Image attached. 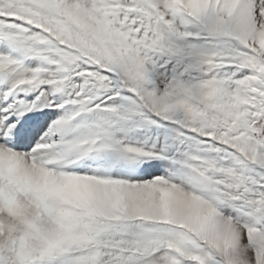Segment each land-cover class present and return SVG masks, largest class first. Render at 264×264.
Wrapping results in <instances>:
<instances>
[{
    "label": "snow or ice",
    "instance_id": "snow-or-ice-1",
    "mask_svg": "<svg viewBox=\"0 0 264 264\" xmlns=\"http://www.w3.org/2000/svg\"><path fill=\"white\" fill-rule=\"evenodd\" d=\"M0 264H264V0H0Z\"/></svg>",
    "mask_w": 264,
    "mask_h": 264
}]
</instances>
